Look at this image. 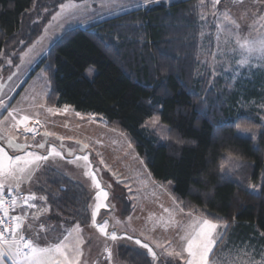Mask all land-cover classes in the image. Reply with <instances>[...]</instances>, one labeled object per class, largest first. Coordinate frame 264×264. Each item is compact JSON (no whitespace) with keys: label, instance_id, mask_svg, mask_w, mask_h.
Listing matches in <instances>:
<instances>
[{"label":"trees","instance_id":"trees-1","mask_svg":"<svg viewBox=\"0 0 264 264\" xmlns=\"http://www.w3.org/2000/svg\"><path fill=\"white\" fill-rule=\"evenodd\" d=\"M65 1L0 0V54L25 50ZM199 2L155 0L75 26L29 76L43 68L50 105L101 114L105 125L129 135L157 182L172 183L183 209L226 224L211 257L226 249L264 258V123L230 81L199 68ZM152 116L168 125L166 135L148 125ZM239 127L256 130L245 135ZM35 189L54 215L88 222V191L63 171L47 169ZM119 256L126 264H170L128 245Z\"/></svg>","mask_w":264,"mask_h":264},{"label":"rangeland","instance_id":"rangeland-1","mask_svg":"<svg viewBox=\"0 0 264 264\" xmlns=\"http://www.w3.org/2000/svg\"><path fill=\"white\" fill-rule=\"evenodd\" d=\"M152 1L155 0H67L47 17L39 37L25 50L0 54V101L4 105L0 107V137H4L0 139V147L10 155L14 154L15 150L7 144L10 134L15 143L28 145L27 151L47 155L55 146L61 152L60 156L53 155L42 163L31 178L25 177L18 188L15 184L11 188L5 184L4 190L23 191L26 197L35 196L24 204L18 199L16 204L17 216L24 217L26 238L39 235L43 239L40 246H49L61 243L67 236L65 243L79 245V264H126L119 256L121 245L147 252L135 244L136 239L147 242L156 257L161 256L170 264H185L187 253L183 251L185 241L182 237L186 226L194 217L209 219L199 209H183L174 199L171 182L163 184L154 179L127 133L105 125L99 113L80 111L69 104L50 105L47 102L50 81L43 68L29 76L35 61L58 35L96 15ZM199 1V68L201 71L212 70L230 81L248 108L258 109L264 123V53L248 51L249 45L264 41V0ZM49 12L46 8L44 16ZM87 74L92 77L95 68L88 69ZM65 106L68 107L66 112ZM23 116L29 117L26 126L30 122L36 124L34 133L26 132L24 124L17 125ZM148 125L160 135H166L169 130L159 116H152ZM255 130L256 127L238 128V132L245 135ZM39 143H44L45 148L36 147ZM85 144L88 145L86 149L83 148ZM15 154H23V151ZM83 155L89 156L90 170L96 172L101 186L108 191L107 200L95 199L97 189L85 175L86 163L78 159ZM49 168L63 171L87 189L90 197L87 223L54 215L47 197L36 191L43 173ZM97 203L107 205L96 217L97 224L107 221V234L101 233L92 223V212ZM126 204L130 207L128 212H125ZM213 222L219 225L215 233L218 243L226 224ZM113 231L118 237L115 241L111 239ZM128 235L133 239L128 240ZM221 253L216 254L217 257L210 254V264H251L250 254L232 256L226 249Z\"/></svg>","mask_w":264,"mask_h":264},{"label":"snow or ice","instance_id":"snow-or-ice-1","mask_svg":"<svg viewBox=\"0 0 264 264\" xmlns=\"http://www.w3.org/2000/svg\"><path fill=\"white\" fill-rule=\"evenodd\" d=\"M63 7V5L61 6ZM248 51H259L264 53V41L255 42L248 47ZM3 101H0V107H3ZM68 107L65 106L66 112ZM49 111H52L49 109ZM11 115V113H9ZM77 115H80L77 113ZM13 119H15L13 117ZM29 120L28 116H23L21 120L17 122V125L24 124L26 132L34 133L35 128L26 126V122ZM156 121H153L155 124ZM45 135H51L45 133ZM4 139V137H0ZM63 140V138H60ZM8 147L15 150V152L23 151V154H9L3 147H0V264H79L80 250L78 244L69 245L64 241L68 240L66 236L64 241L49 246H40L43 243V239L39 235H33L32 238H26L22 234L24 217L13 216L12 223L9 226L5 223V217L8 216V210L5 209V184H9L11 188L12 184L18 188L20 182L25 178H31V175L37 170L42 163H46L48 159L55 155L60 156L61 152L57 150L55 146L51 147V150L47 155H40L37 152L27 151L28 145L15 143V138L10 134L7 136ZM131 146V145H129ZM36 147L40 149L45 148L44 143H39ZM88 145H83L86 149ZM71 154V153H70ZM86 163L85 175L88 176L92 182L93 187L97 189L95 199L100 201L101 198L107 200L109 193L102 186L101 182L97 178V174L94 170H90V161L88 155L78 157ZM103 163V161H101ZM223 168V165H221ZM127 187V185H126ZM131 192V188H128ZM35 199V196H28L24 198V202ZM12 207H15L17 200L13 197L10 201ZM104 203H97L95 209L92 212V223L98 227L99 231L103 234H107V221L102 224H97L96 217L99 210L106 207ZM167 211V210H166ZM78 227V226H77ZM219 225L212 220L206 218L194 217L192 221L185 228V235L182 239L185 241L183 251L187 253V259L185 264H210V254L214 250V246L217 243L215 236L216 230ZM71 235V233H69ZM111 239L115 241L118 239L115 231L111 233ZM128 240H132L131 235L127 236ZM136 245L147 249V252L156 258V253L149 247L147 242L142 243L140 239H136ZM160 245L157 244V247ZM181 255V253H176Z\"/></svg>","mask_w":264,"mask_h":264},{"label":"built area","instance_id":"built-area-1","mask_svg":"<svg viewBox=\"0 0 264 264\" xmlns=\"http://www.w3.org/2000/svg\"><path fill=\"white\" fill-rule=\"evenodd\" d=\"M37 123V122H35ZM28 127L30 128H35L36 127V124H30ZM5 191V200H6V203H5V209L8 210V216L5 217V223L8 224L9 226L11 225L12 223V217L13 216H17L16 215V205L15 207H12L11 204H10V201L13 197L16 198V200L18 199H23L26 195L23 191H20V192H14V191H11V190H4ZM2 215V214H0ZM24 235V233H23Z\"/></svg>","mask_w":264,"mask_h":264},{"label":"crops","instance_id":"crops-1","mask_svg":"<svg viewBox=\"0 0 264 264\" xmlns=\"http://www.w3.org/2000/svg\"><path fill=\"white\" fill-rule=\"evenodd\" d=\"M134 6V5H133ZM132 7V6H131ZM124 9H127L126 7H123ZM123 8H120L121 10H123ZM129 8V7H128ZM117 10H119V9H117ZM114 11V10H113ZM120 11V10H119ZM112 13V11H110V12H106V13H103V14H100V15H96V16H94V17H92V18H89V19H87V20H85V21H83L82 23H80V25H83V24H85V23H88V22H90V21H92V20H95V19H98V18H100V17H103V16H106V15H108V14H111ZM76 26H79V24L78 25H76ZM60 35H58L57 37H56V39L59 37ZM55 39V40H56ZM54 40V41H55ZM53 41V42H54ZM52 42V43H53ZM51 43V44H52ZM50 46H48V48H49ZM47 48V49H48ZM46 49V50H47ZM46 51H44V53H45ZM41 57V56H40ZM39 57V58H40ZM38 58V59H39ZM38 59L35 61V62H37L38 61ZM30 124H32L31 122L27 125V127L30 125ZM26 197V196H25ZM21 204H24V200L23 199H21ZM23 210H24V208H23ZM17 211H18V206L16 205V215H17ZM24 232H26L25 231V229H24V227H23V231H22V233H24ZM238 259V258H237ZM237 261V260H236ZM239 262V261H238ZM250 263L251 264H264V258H261V257H256V256H253L252 254H250Z\"/></svg>","mask_w":264,"mask_h":264}]
</instances>
